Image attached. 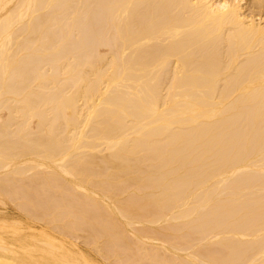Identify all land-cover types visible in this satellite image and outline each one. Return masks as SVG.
<instances>
[{
	"label": "bare ground",
	"instance_id": "obj_1",
	"mask_svg": "<svg viewBox=\"0 0 264 264\" xmlns=\"http://www.w3.org/2000/svg\"><path fill=\"white\" fill-rule=\"evenodd\" d=\"M0 264H264V0H0Z\"/></svg>",
	"mask_w": 264,
	"mask_h": 264
}]
</instances>
